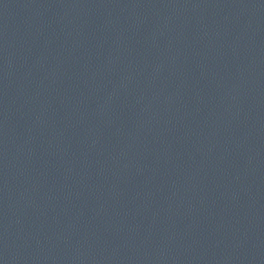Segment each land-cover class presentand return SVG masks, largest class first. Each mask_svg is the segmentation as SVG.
Masks as SVG:
<instances>
[{
	"label": "water",
	"instance_id": "95a60500",
	"mask_svg": "<svg viewBox=\"0 0 264 264\" xmlns=\"http://www.w3.org/2000/svg\"><path fill=\"white\" fill-rule=\"evenodd\" d=\"M0 264H264V0H0Z\"/></svg>",
	"mask_w": 264,
	"mask_h": 264
}]
</instances>
